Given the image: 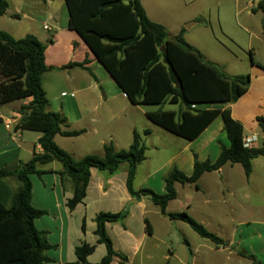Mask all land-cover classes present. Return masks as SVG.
<instances>
[{"label": "trees", "instance_id": "obj_1", "mask_svg": "<svg viewBox=\"0 0 264 264\" xmlns=\"http://www.w3.org/2000/svg\"><path fill=\"white\" fill-rule=\"evenodd\" d=\"M143 0H66L69 12V28L79 33L84 42L99 59L105 69L117 81L134 105L157 106L158 111L148 113L156 125L175 135L193 140L219 115L224 122L229 146L219 142L220 154L215 162H200L195 156L194 169L187 175L173 167L165 176L166 192L157 194L150 189H134L136 172L146 159L147 146L144 133L134 131L133 142L127 150H116L113 142L104 145L103 156L87 155L75 159L59 147L55 137H76L84 131H67L68 121L61 114L49 110V100L43 86V77L49 71L46 64V45L29 34L21 39L0 30V106L31 98L20 109L21 119L16 130L41 133L38 145L43 153H36L27 163L15 169H0V179L16 177L20 188L12 196L10 207L0 202V264H55L46 251L53 248L47 233L35 226L38 218L46 212L33 206L32 175L45 174L38 169L53 161L61 163L58 172L64 184L68 179L73 185V197L68 207L73 210L86 197L93 169L116 172L122 164L129 165L127 189L133 198H148L161 213L171 221L187 224L201 238L217 247L228 243L210 232L203 224L186 211L168 212L171 202L177 199V184L195 185L206 173L219 171L227 164H239L249 179L253 162L264 156V140L260 147H246L244 126L237 121L230 109H208L213 104H233L247 91L250 75L231 76L219 65L208 61L183 36L171 38L168 29L148 17ZM9 8L7 0H0V17ZM264 12V0L258 3L253 13ZM88 61L71 63L67 68L79 67L92 76ZM264 70V66L257 65ZM179 105V111H165L167 104ZM259 126L264 134V118L259 117ZM128 210L120 213H100L95 223L99 244L106 247L107 254L96 264H112L115 258L125 264L128 258L118 253L107 233V224L123 222ZM146 232L152 236V226L145 219ZM82 230L85 232V222ZM96 246L82 243L76 248L78 261L72 264H92L88 257ZM252 264H264L256 255L239 252Z\"/></svg>", "mask_w": 264, "mask_h": 264}, {"label": "crops", "instance_id": "obj_2", "mask_svg": "<svg viewBox=\"0 0 264 264\" xmlns=\"http://www.w3.org/2000/svg\"><path fill=\"white\" fill-rule=\"evenodd\" d=\"M7 1L9 8L6 14L0 17V30L8 32L16 39L32 34L46 45V64L50 69L44 74L43 86L49 100V110L67 119L68 127L64 128L65 130L84 131L76 137L61 135L55 137L56 144L75 159L79 160L87 155L103 156L104 145L109 142H113L118 151L127 150L133 142L135 130L140 133L148 130L150 134L144 136L147 146L146 159L137 168L134 189L137 191L150 189L157 194H164L166 192L164 179L173 167L191 175L195 156L200 162L207 160L215 162L220 154L219 142L229 146L220 115L193 140L175 135L153 123L147 114L158 111L159 107L156 111L148 110L147 106L134 105L129 100L79 33L69 28L66 0ZM149 1L143 0L142 5L150 20L159 22L147 8ZM253 6L254 1L252 8ZM86 60L87 67L92 70L94 76L79 67L67 68L71 63H83ZM253 67H255L254 71L259 68ZM259 70L264 72L261 68ZM254 90L258 91L259 99L253 98ZM31 100L26 98L16 101L13 105L10 102L6 106H0V169H15L31 160L35 152L43 153V149L38 145L41 133L35 132L34 139L30 141V137L26 136L27 131L15 129L22 117L19 113L21 107L28 105ZM179 108V105L167 103L163 110L178 112ZM208 109H230L232 116L244 126L245 138L255 137L256 142L253 145L255 147L262 145L264 134L257 119L264 118L263 83L255 87L253 82H250L248 91L237 102L213 104L209 105ZM163 132H168L177 138L175 140L166 138L167 141L176 144L174 150L167 142L160 139ZM128 168L129 165L125 163L114 173L93 169L84 201L71 210L68 207V200L73 197V185L68 179H65L64 184L62 183L58 174L63 170L61 163L53 161L38 166V169L45 174L30 177L33 185L32 202L35 208L45 211L46 215L38 218L35 226L39 231L47 233V239L53 248L47 250L46 255L55 264L77 262L75 251L82 243L96 246L95 252L88 257V262L99 263L107 251L105 245L98 243L99 238L95 234L96 217L100 213H120L126 210L129 213L127 218L120 223L107 224V233L115 250L128 258L125 264H133L136 258L141 256L146 238L150 236L146 230H143L145 216L150 212L161 211H158L157 206L152 211L150 208L153 203L148 198L136 199L130 195L127 189ZM235 173L243 176L238 182L232 179ZM260 173L263 177L264 156L254 160L253 172L249 179L245 176L241 165L227 164L219 171L204 174L197 184L198 187L192 184L185 186L177 184V199L169 204L167 211L178 213L170 211L169 208L171 204L180 202L179 207L182 211H187L191 217L208 227L211 225L208 216L198 217L195 214L213 213L205 208L211 205V197H206L210 195L207 189L208 182L217 189L216 193L219 194L222 203L229 198H235L236 201L237 198L241 201L249 200L252 203L255 183ZM20 185L16 177L0 179V202L10 207L12 196ZM128 203L130 204L127 208ZM245 206L244 204L241 207ZM241 207L238 208L245 212ZM83 222H85V232L82 230ZM229 223H231L230 236L224 239L228 246H216V248L229 249L237 256H240V251L253 254L254 250L251 248L253 244L250 243L249 246L246 240L242 239V235L254 239V233L257 235L260 233L248 228L247 226L251 224L244 220L237 224L232 221ZM256 226H264V224L256 223ZM152 232L154 236L153 226ZM262 249L264 250V245ZM151 257L150 253L144 255L146 259ZM112 264L123 263L115 258Z\"/></svg>", "mask_w": 264, "mask_h": 264}, {"label": "rangeland", "instance_id": "obj_3", "mask_svg": "<svg viewBox=\"0 0 264 264\" xmlns=\"http://www.w3.org/2000/svg\"><path fill=\"white\" fill-rule=\"evenodd\" d=\"M254 6L252 8V3ZM261 0H150L147 8L157 18L158 24L164 25L171 38L183 32L186 41L198 49L205 58L219 65L231 76L250 75L251 83L256 87L264 84V72L254 71L253 66H264V12L253 13ZM254 99L260 95L254 90ZM16 103V101L11 102ZM258 103V102H257ZM4 104L5 106L8 105ZM169 105L166 106L168 108ZM148 110L156 111L157 106H147ZM160 108V107H159ZM255 108V106H254ZM257 110V109H256ZM264 113H262L263 115ZM142 122L141 120H138ZM258 129V128H257ZM36 133L27 131L26 136L32 141ZM177 139L168 132H163L160 139L167 142L172 150L177 146L166 138ZM126 150V149H125ZM140 166V165H139ZM142 171V170H141ZM242 174L235 173L232 179L238 182ZM238 185V184H237ZM256 189L253 202L241 201L235 198L222 203L217 189L208 182L211 205L207 210L213 213H195L198 217L205 215L211 222L206 227L210 232L227 239L230 236V221L235 224L241 220L250 223L248 228L255 230L254 239L242 235L246 243H252L253 254L264 263V176L260 173L255 183ZM136 186V183H135ZM181 195L183 193L181 192ZM200 197L201 194H198ZM183 198V197H182ZM127 204V208L129 207ZM180 202L170 205L169 210L183 212ZM246 205L242 208V205ZM263 205V207H262ZM151 206V205H150ZM245 209V212L241 211ZM150 208V207H149ZM157 207L152 204L151 210ZM158 211L159 208H157ZM221 211V213H219ZM234 211V213H232ZM187 212V211H186ZM154 227V236L146 238V245L141 256L133 264H251L245 258L231 253L229 249H217L215 244L201 238L187 224L181 221H171L159 213H147L145 216ZM142 222V221H141ZM144 223V221H143ZM146 230V223L143 225ZM252 236V235H251ZM248 239V241H247ZM152 251H151V249ZM150 253L151 259L144 258Z\"/></svg>", "mask_w": 264, "mask_h": 264}, {"label": "built area", "instance_id": "obj_4", "mask_svg": "<svg viewBox=\"0 0 264 264\" xmlns=\"http://www.w3.org/2000/svg\"><path fill=\"white\" fill-rule=\"evenodd\" d=\"M48 27L46 26L45 29H47ZM256 142V138L252 137V138H245L244 139V144L246 147H251L254 143Z\"/></svg>", "mask_w": 264, "mask_h": 264}, {"label": "water", "instance_id": "obj_5", "mask_svg": "<svg viewBox=\"0 0 264 264\" xmlns=\"http://www.w3.org/2000/svg\"><path fill=\"white\" fill-rule=\"evenodd\" d=\"M134 203H136V201H134Z\"/></svg>", "mask_w": 264, "mask_h": 264}]
</instances>
